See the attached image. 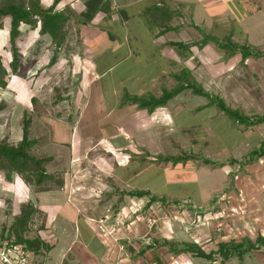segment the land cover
Returning a JSON list of instances; mask_svg holds the SVG:
<instances>
[{"label": "rangeland", "instance_id": "obj_1", "mask_svg": "<svg viewBox=\"0 0 264 264\" xmlns=\"http://www.w3.org/2000/svg\"><path fill=\"white\" fill-rule=\"evenodd\" d=\"M34 1L0 0V6L15 2L29 7ZM187 2L184 9H177L180 15L176 17L175 32L169 33L165 39L185 42L192 46L190 50L180 51L166 45L168 42L161 43L164 38L151 42L150 36L157 32L156 29L149 28L152 17L149 16L154 7L148 10L151 12L146 11L138 17L139 19H132L127 30L116 24L117 21L105 27L102 15L90 21L82 16L78 17L76 27L73 20H68L64 25V42L61 46H57L56 40L50 35L39 32L41 22L36 17L38 28L32 30L29 26H22V36L16 41L21 58L15 74L10 67V20L4 19L3 30L0 31V57L2 66L7 71L4 78L7 86L0 88V141L7 139L11 145L17 144L22 138L24 123L29 120V138L36 141L30 154L39 159L50 157L49 162L43 165L47 173L53 175L57 181H62L63 186L68 179L74 181V186L77 179H81L78 186L86 185L90 181L87 184H94L91 186L94 190L87 196L93 195L94 200L100 196V200L106 198L101 191L111 189L114 196L110 198L112 202L109 200L107 204H112V211L116 207H126V217L121 215L113 218L108 231H131L132 228L135 231H161L163 236L168 235V231H184L205 248L207 244L200 240L199 235L212 231L213 227L214 231L220 227H217L216 220L210 214L201 218L197 216L202 215V211H196L201 205L195 203L194 199L188 200L185 197L194 192V196L200 197L197 199L200 202L205 199L202 197L206 191H217L216 197L222 195V190L219 191L218 188L224 181V174L220 171L223 164H231V160L221 145L225 144L233 156L237 144L243 138L232 121L216 106L210 105L206 98L185 91L183 95L187 96L182 99L191 100V104L187 102V108L177 112L174 126L183 129L191 127L189 130L179 132L170 129L167 124L164 128L149 126L152 129L147 132H158L160 138L144 139L140 136L129 145L135 150L134 153L111 149L109 141L101 134V128L105 127V121L117 102L115 90L119 89L118 93L121 94V83L127 85L133 76H153V72L144 71V65L151 62L149 57L159 54L158 43L162 45V53L171 57L184 55L183 58L180 57L181 60H177V66L170 67V72L180 74L181 68L188 67L192 73L191 81L212 96L222 98L229 107H236L251 116L264 115V58H249L251 62L248 66L246 62H240L239 53L236 58L228 57L213 42L204 47L199 45L204 34H211L219 39L231 36L237 43H245L251 49L264 52V0ZM163 5L168 9L165 2ZM144 8L145 5L141 11ZM139 13L138 10L132 11V14ZM115 14L119 16L118 12ZM117 15L113 18H117ZM83 23L90 27H85ZM148 29L150 36L147 34ZM100 34V38L95 37L91 43L88 42L90 37ZM134 41L137 42L133 43ZM92 58L99 67V72H106L101 78L91 63ZM163 69L165 66L155 72L159 74ZM164 83L172 88L177 81L171 76ZM153 93L161 92L158 89ZM125 94L126 92L121 94L118 106ZM120 118L119 116L118 119ZM153 119V123L160 121L157 117ZM74 122L79 136V153L76 156L72 155V144L67 139L69 131L74 129ZM116 143L121 144L122 140L117 139ZM146 149H151L156 156L188 153L208 158L213 163L204 164L201 158L172 165L152 163ZM154 155L152 156L155 157ZM120 167H126L127 172L120 175ZM108 169H112V172ZM107 170L108 174L105 173ZM229 177L233 179V175ZM35 187V190H41V187ZM47 187L50 190L60 188L54 182H48ZM61 188L58 192L62 193ZM140 188H148L151 193L156 188L155 193L179 202H154L144 208L149 203L148 197L140 200L123 194L140 191ZM75 189L70 192V201H73V194L78 193ZM170 207L172 211L167 212ZM137 211L140 214L136 219L137 214L134 213ZM105 220L95 216L93 222L104 226ZM154 221L156 222L150 229ZM44 224L45 218L36 214L31 231H40ZM6 234L4 238L7 237ZM233 261L232 264H239L238 257ZM246 262L259 264L252 254L246 256Z\"/></svg>", "mask_w": 264, "mask_h": 264}, {"label": "crops", "instance_id": "obj_2", "mask_svg": "<svg viewBox=\"0 0 264 264\" xmlns=\"http://www.w3.org/2000/svg\"><path fill=\"white\" fill-rule=\"evenodd\" d=\"M92 1L93 0H62L56 7L55 12L63 13L69 20H73L76 27V18H80L83 13L88 11V5L92 3ZM101 1L104 9L98 12L96 16L102 15L101 18L102 22L105 23V27L111 26L113 22L117 21L116 24H119L120 27L124 28V30L126 28L127 30L129 29V22L132 19H139L138 17L145 14L146 11H152V14L149 16H152L150 18L151 24L149 28L157 30L156 33H153L154 36L148 34L150 29L147 31V34L151 37L152 43L154 39L160 38H164V41L161 43L174 42L168 41L165 38L169 33H174L177 28L176 17L180 15L177 9H184L185 5L189 2H187V0ZM39 2L42 9L46 10L53 5L54 0H39ZM163 2L166 3L168 9H166V6L164 7ZM143 5H145V8L144 11H141ZM151 7L160 8L162 10L157 11L153 8V10L148 11ZM136 10L140 11V13L137 15L132 14V11ZM117 12L119 16L115 14ZM114 15H117V18H113ZM83 24L85 27H90L89 24ZM101 36L102 34L94 35L89 38L88 42L91 43L95 37L100 38ZM135 42L137 41L133 43ZM161 43L157 44L159 54H157V56H151V58L149 57L148 60L151 62L144 65L146 67L144 71L146 73L153 72V76L148 74L137 77L133 76L127 85L121 83V94L126 92L130 97H144L150 95L160 97L164 90H171L176 86L174 85L172 88H169L165 85L164 81L169 77L171 78V76L174 78L176 74L170 72L169 69L170 67L174 68L177 66V60H179L180 57L183 58L184 55L181 56L177 54V56L171 57L162 53L160 50L162 46ZM237 56L239 55L236 54L235 58ZM249 60L250 59L246 60V65L248 66H250L251 62ZM91 63L94 65L96 71H98L97 75L101 78L106 72H102L103 74L99 72L100 69L96 63L93 62V58L91 59ZM164 66L165 69L159 74L155 72L158 69H162ZM166 67L168 70H166ZM183 69L189 68H181V70ZM158 89L159 92H161L160 94L153 93L158 91ZM115 91H117V102L114 110H112L109 117H107L105 127L101 128L103 129L101 134L109 141L111 149L121 150L125 153L130 151L134 153L135 150L129 146L134 140H138L140 136L144 137V139H159L160 135L158 132L154 131L153 133L147 131H150L152 128H164L165 124H167V126L169 125L170 129L173 128L179 132L191 128L185 127L183 129L174 126V118L177 112L186 109L187 102L191 104V100L182 99V97L187 96L186 94L183 95V93H181L170 100L165 106L159 107L153 112H149L148 110L139 109L136 105L130 103L118 106L122 95L118 93L119 89ZM205 106L207 107L208 104ZM132 107L135 108L133 109ZM234 109H236V107ZM119 116L121 117L120 119H118ZM156 117L160 120L159 123H153V118ZM149 126L154 127L150 128ZM233 126L240 131L243 138L241 142L237 144L233 156L228 151L225 144L221 145L225 150V154H227L229 160H231V164H223L220 171L221 174H224V181L218 188L219 191L222 190V195L216 197V194H218L217 191H206L202 197L205 199L200 200V202H197V199L200 197H197V195L194 196V192H190L189 196L186 195L185 197L188 198V200L194 199L195 203L201 205L196 211H202L200 212L202 216L210 214L214 217V220H216L217 227H220L219 229L216 228V231H214L215 228L213 227L212 231H206L199 235L200 240L207 244L205 248L200 245L201 243H199L197 239H193L192 235L189 236L184 231H168L167 234L169 236H163L161 231H135L131 228V231H116L114 234H110V231L107 230L109 228L108 226L113 221V218L121 215H123L124 218L126 217V207H116L112 211V204L111 206L107 204V201L114 196L111 189L107 191L103 189V191H101V194L107 196L103 198L104 200H100L101 196L96 200L93 199V195L91 194L87 196L88 193L94 190L93 187H91L94 184L90 186L87 184L90 181L85 183L86 185L78 186L81 179H77L76 186H74V181L68 179L61 188L63 191L62 193L58 192L60 188L43 191L38 188L35 190V186L26 185L16 175H13L11 180L8 181L1 171L0 246L6 243V238H4L3 241L1 236L3 232L2 229H9L15 222V219L20 215L22 207H25L29 203H32L39 211L38 214L45 218V224L41 226L42 228H40V231L26 232L24 238L28 240L39 238L43 244L49 247L47 250L42 249L39 253L29 251L32 253L35 262L33 264H211L206 259L198 258L192 253H184L180 250L187 244H195L206 253H209L211 251H216L220 243L232 241H251L254 243L259 236L264 238V157L247 166H242L240 164L252 149L258 147V145L264 141V124L251 128H246L237 124H233ZM73 128V131H69V138L67 139L70 140L72 144V155L76 156L79 153V143L77 140L79 136L76 132V122H74ZM142 133L143 135H140ZM148 133L150 134L146 135ZM167 137L171 136L167 135ZM117 139H121L122 143L117 144ZM246 146L249 147L247 148ZM244 147L247 149H244ZM136 149H138V147ZM150 150L151 149H146V151L150 153V156L154 155ZM154 156L156 157V155ZM233 160L238 163H233ZM108 170L112 172V169ZM108 170L104 172L108 174ZM119 172L120 175L126 173V167H120ZM211 172L213 173V171ZM229 175H233L232 180ZM73 187L78 190V193L75 192V194H73L74 196H72L73 201H70V192L74 190ZM147 189L148 188H140L139 190L150 192ZM153 191V194L150 192L151 195L154 196L157 194L156 197L160 196L157 192L155 193L156 188H154ZM159 198L165 199L166 202H179L177 199L168 200L163 196ZM138 199L141 200L142 198ZM110 201L112 202V200ZM139 214L140 212L137 213L136 219ZM95 216L106 219L103 223L104 226L93 222ZM3 224L4 226H2ZM6 232L9 233V231H5V234ZM12 237V240H14V236ZM165 241L166 243H164ZM248 254L254 255L259 264H264V251L262 249ZM248 254H246L242 260L238 258L239 264H248L246 262V256ZM234 259L235 257L231 258L226 264H232ZM213 264H217V262ZM249 264L257 263L250 262Z\"/></svg>", "mask_w": 264, "mask_h": 264}, {"label": "trees", "instance_id": "obj_3", "mask_svg": "<svg viewBox=\"0 0 264 264\" xmlns=\"http://www.w3.org/2000/svg\"><path fill=\"white\" fill-rule=\"evenodd\" d=\"M61 1L62 0H54L53 5L47 10L42 9L39 0H35L29 7L15 2H10L0 6V31L3 30L4 19L10 20L9 41L12 51V62L10 67L14 74L17 73L20 65L21 57L16 41L22 36L21 28L22 26H29L32 30H36L38 28V21L35 19L36 17H38L41 22L39 32L42 35H50L53 40H56L57 46H61L63 44L64 25L69 18L63 13L55 12L56 7ZM101 3V0H93L92 3L88 5V11L83 13L81 16L90 21L98 14V12L104 9V6ZM32 10H40L41 13L32 14ZM209 42H213L221 50L226 52L228 57H233L239 53L241 55L242 63H245L249 58H264L263 51L251 49V47L245 43H237L232 40L231 36L219 39L214 35L204 34L201 43H196V45L199 44L200 47H204L208 45ZM166 45H169L172 48H177L180 51L190 50L192 48V46L183 42H168ZM6 74L7 71L3 68L0 57V88H5L7 86L4 79ZM191 75L192 73L190 69H183L180 74L174 75V78L177 81L176 86L171 90H164L160 97H154L151 95L144 97H130L126 93L121 104L130 103L132 105H136L139 109L153 112L155 109L165 106L170 100L177 97L181 93L190 91L193 95L206 98L210 101V105L216 106L220 112L224 113L232 121L233 124L244 126L246 128L264 124V115L251 116L243 113L240 109H233L227 106L222 98L212 96L210 93L206 92L203 87L199 86L196 82L191 81ZM30 124L29 120L25 121L22 128V138L17 144L11 145L8 143L7 139L0 141V171H2L5 179L8 181L11 180L13 175H16L26 185L41 187V190L43 191L50 190V188L47 187L48 182H54L61 188L63 186V182L57 181L53 175L47 173L45 167L43 166L46 162H49L50 158L39 159L30 154L31 149L36 142L35 140L29 138ZM148 157L152 163L164 164H178L185 160H196L201 158L198 155L188 153H184V155L165 157H150L148 155ZM263 157L264 141H262L258 147L252 149L246 157H244V160L241 161L240 164L242 166H247ZM201 160L204 164L213 163L208 158H201ZM232 162L236 163L237 161L233 160ZM123 194L138 198L148 197L150 200L146 207L150 206V204L154 202L166 204L165 199L157 198L151 195L148 191H132ZM38 213L39 211L32 203L22 207L20 215L15 219V222L10 226V228L2 229L3 232L1 236L3 241L5 231H9V233L7 232L8 235L5 239L8 245H22L26 248V250L34 253H39L42 249L47 250L49 247L46 244H43L39 238H34L33 240L24 238V234L31 231L33 219ZM12 236H14V240H12ZM164 243H166V241ZM261 249L264 251V238L259 236L254 243L251 241L220 243L216 251H211L209 253H206L195 244H187L180 251L184 253H192L198 258L208 260L211 264L216 262L217 264H226L233 257H238L242 260L246 254Z\"/></svg>", "mask_w": 264, "mask_h": 264}, {"label": "built area", "instance_id": "obj_4", "mask_svg": "<svg viewBox=\"0 0 264 264\" xmlns=\"http://www.w3.org/2000/svg\"><path fill=\"white\" fill-rule=\"evenodd\" d=\"M166 211L171 212V207ZM138 212L139 211L135 212L134 214H137ZM197 216H199L200 218L205 217L199 214H197ZM155 222L156 221L151 223L150 229H152ZM115 232L116 231H110L109 233L114 234ZM0 264H33V256L32 253L26 250L24 246L8 245V243L6 242L0 246Z\"/></svg>", "mask_w": 264, "mask_h": 264}, {"label": "water", "instance_id": "obj_5", "mask_svg": "<svg viewBox=\"0 0 264 264\" xmlns=\"http://www.w3.org/2000/svg\"><path fill=\"white\" fill-rule=\"evenodd\" d=\"M31 13L32 14H34V13H41V11L40 10H32Z\"/></svg>", "mask_w": 264, "mask_h": 264}]
</instances>
